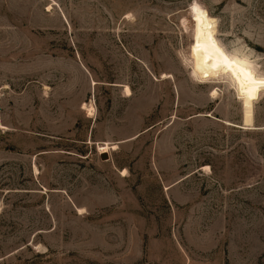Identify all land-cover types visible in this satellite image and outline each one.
Segmentation results:
<instances>
[{"label": "rangeland", "instance_id": "374dc122", "mask_svg": "<svg viewBox=\"0 0 264 264\" xmlns=\"http://www.w3.org/2000/svg\"><path fill=\"white\" fill-rule=\"evenodd\" d=\"M213 53L264 76V0H0V264H264V90Z\"/></svg>", "mask_w": 264, "mask_h": 264}, {"label": "bare ground", "instance_id": "6f19581e", "mask_svg": "<svg viewBox=\"0 0 264 264\" xmlns=\"http://www.w3.org/2000/svg\"><path fill=\"white\" fill-rule=\"evenodd\" d=\"M211 57L214 65L227 71L234 79L242 99L243 125H252L253 100L257 98L261 90H264V76L255 73L241 62L224 54L213 53ZM114 147L112 145L110 148ZM100 152H108V145L101 147Z\"/></svg>", "mask_w": 264, "mask_h": 264}, {"label": "water", "instance_id": "95a60500", "mask_svg": "<svg viewBox=\"0 0 264 264\" xmlns=\"http://www.w3.org/2000/svg\"><path fill=\"white\" fill-rule=\"evenodd\" d=\"M101 158H102V159H106V158H107V153H106V152H103V153L101 154Z\"/></svg>", "mask_w": 264, "mask_h": 264}]
</instances>
